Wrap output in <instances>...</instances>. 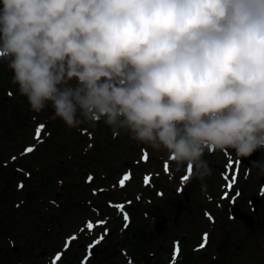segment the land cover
Returning <instances> with one entry per match:
<instances>
[{"label": "clouds", "instance_id": "1", "mask_svg": "<svg viewBox=\"0 0 264 264\" xmlns=\"http://www.w3.org/2000/svg\"><path fill=\"white\" fill-rule=\"evenodd\" d=\"M0 63L32 112L102 122L202 187L210 149L264 153V0H0Z\"/></svg>", "mask_w": 264, "mask_h": 264}, {"label": "rangeland", "instance_id": "2", "mask_svg": "<svg viewBox=\"0 0 264 264\" xmlns=\"http://www.w3.org/2000/svg\"><path fill=\"white\" fill-rule=\"evenodd\" d=\"M11 76L0 63V166L9 164L0 184L8 197L0 264H264V176L254 166L249 172L232 151L210 149L213 174L202 187L192 172H175L167 157L114 137L102 122L69 130L50 108L32 112ZM237 208L254 219L251 228L233 218Z\"/></svg>", "mask_w": 264, "mask_h": 264}, {"label": "snow or ice", "instance_id": "3", "mask_svg": "<svg viewBox=\"0 0 264 264\" xmlns=\"http://www.w3.org/2000/svg\"><path fill=\"white\" fill-rule=\"evenodd\" d=\"M43 128H44V126L43 125H40V127L38 129V132L41 131V130H43ZM37 139L39 140V135H37ZM24 151L27 152V153H31V152L34 151V147H27V148L24 149ZM143 158L145 160H147L148 159V156L145 154V156ZM13 159H15V157H13ZM190 173H191V169L188 170V174L189 175H190ZM130 178H131L130 176H127L126 175L124 177V180H128ZM182 179H184L185 181H187L188 175L184 176ZM124 180L121 181V185L122 186H123ZM20 187L22 188L23 185L21 184ZM97 223L106 225L107 221H98ZM85 227L87 229H92V228L95 227V225L92 222H87L86 225H85ZM82 231H83V229H82ZM105 232H107V228H105ZM72 239H76V237H72ZM102 239H103V235L97 241H95V243H99L100 240H102ZM203 240H204V243L201 245V247H204L207 244V241H208V235H207V233H205ZM176 252L177 253L179 252V248L178 247L176 249ZM57 259H59V255L57 256Z\"/></svg>", "mask_w": 264, "mask_h": 264}, {"label": "water", "instance_id": "4", "mask_svg": "<svg viewBox=\"0 0 264 264\" xmlns=\"http://www.w3.org/2000/svg\"><path fill=\"white\" fill-rule=\"evenodd\" d=\"M255 155H257V154H255ZM253 158H254V160H256V157H252V158L250 157V158L244 159V161L248 162L250 164V162L252 161ZM248 159H250V160H248ZM258 199L257 200H256V198L253 199V203H254L255 207L258 204V201H259ZM232 213H233L235 218L242 220L248 228H251L253 226L254 219L252 220L248 214L243 213L239 208L233 209Z\"/></svg>", "mask_w": 264, "mask_h": 264}, {"label": "trees", "instance_id": "5", "mask_svg": "<svg viewBox=\"0 0 264 264\" xmlns=\"http://www.w3.org/2000/svg\"><path fill=\"white\" fill-rule=\"evenodd\" d=\"M37 120V119H36ZM38 121V120H37ZM38 123H40L39 121H38ZM50 133H51V131H49ZM52 134V133H51ZM6 166V165H5ZM7 166H9V164H7ZM4 167V166H0V184H1V182H3V180L4 179H7V178H4V175H5V172L7 171V168L8 167ZM6 169V170H5ZM17 169V168H16ZM18 170V169H17ZM6 181V180H5ZM4 181V182H5ZM3 182V183H4ZM127 197H128V193H127ZM7 200L8 199V197H7V195H6V193H5V191L4 190H1L0 189V200ZM128 200H126L125 202H127ZM134 231V230H133ZM133 231L131 232V234L133 233ZM136 232V231H135ZM195 255H193V257H194ZM192 257V258H193ZM183 260V259H182ZM188 261H190V260H188ZM183 264H186L185 263V261L183 262Z\"/></svg>", "mask_w": 264, "mask_h": 264}, {"label": "flooded vegetation", "instance_id": "6", "mask_svg": "<svg viewBox=\"0 0 264 264\" xmlns=\"http://www.w3.org/2000/svg\"><path fill=\"white\" fill-rule=\"evenodd\" d=\"M21 153V152H20ZM259 154H260V156L258 155V158H257V160H259V161H261V159H263V154L261 153V152H259ZM15 158H17V155H13ZM13 156H12V158H13ZM21 156H25V155H23V154H21ZM18 159V158H17ZM256 160V161H257ZM262 162V161H261ZM5 163V162H4ZM8 163H5L4 165H7ZM251 167H250V169L252 168V166L253 165H250ZM16 168L18 169H16L17 170V172H20V171H24L25 172V174H31V172H28L27 170H25L23 167H21V166H16ZM24 184V183H23ZM163 194H165V190L163 189ZM162 194V195H163ZM161 195V196H162ZM6 202V200H0V207H2V206H4L3 204ZM19 206V205H18ZM257 207V206H256ZM9 240L11 241L12 239H10L9 238Z\"/></svg>", "mask_w": 264, "mask_h": 264}, {"label": "bare ground", "instance_id": "7", "mask_svg": "<svg viewBox=\"0 0 264 264\" xmlns=\"http://www.w3.org/2000/svg\"><path fill=\"white\" fill-rule=\"evenodd\" d=\"M9 177L8 175H6V178Z\"/></svg>", "mask_w": 264, "mask_h": 264}]
</instances>
